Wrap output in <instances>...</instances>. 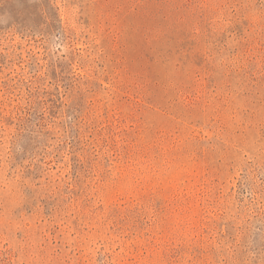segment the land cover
I'll use <instances>...</instances> for the list:
<instances>
[{
  "label": "rangeland",
  "instance_id": "1",
  "mask_svg": "<svg viewBox=\"0 0 264 264\" xmlns=\"http://www.w3.org/2000/svg\"><path fill=\"white\" fill-rule=\"evenodd\" d=\"M0 264H264V0H0Z\"/></svg>",
  "mask_w": 264,
  "mask_h": 264
}]
</instances>
